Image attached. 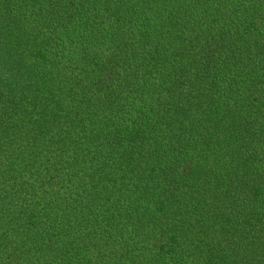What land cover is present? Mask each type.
Segmentation results:
<instances>
[{
	"label": "trees",
	"instance_id": "1",
	"mask_svg": "<svg viewBox=\"0 0 264 264\" xmlns=\"http://www.w3.org/2000/svg\"><path fill=\"white\" fill-rule=\"evenodd\" d=\"M0 264H264V0H0Z\"/></svg>",
	"mask_w": 264,
	"mask_h": 264
}]
</instances>
